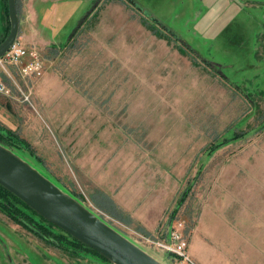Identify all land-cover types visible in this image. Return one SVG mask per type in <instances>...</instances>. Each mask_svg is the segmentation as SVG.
Instances as JSON below:
<instances>
[{"label": "rangeland", "instance_id": "rangeland-1", "mask_svg": "<svg viewBox=\"0 0 264 264\" xmlns=\"http://www.w3.org/2000/svg\"><path fill=\"white\" fill-rule=\"evenodd\" d=\"M233 1L92 0L42 74L0 72L10 149L165 264L176 220L202 264H264V0ZM0 264L114 263L5 194Z\"/></svg>", "mask_w": 264, "mask_h": 264}, {"label": "water", "instance_id": "water-1", "mask_svg": "<svg viewBox=\"0 0 264 264\" xmlns=\"http://www.w3.org/2000/svg\"><path fill=\"white\" fill-rule=\"evenodd\" d=\"M6 2L10 19L9 33L0 41V57L12 47L19 35L20 18L16 0ZM0 186L28 205L50 225L100 252L114 264H165L132 239L114 230L97 213L87 209L81 201L63 191L1 142Z\"/></svg>", "mask_w": 264, "mask_h": 264}, {"label": "crops", "instance_id": "crops-1", "mask_svg": "<svg viewBox=\"0 0 264 264\" xmlns=\"http://www.w3.org/2000/svg\"><path fill=\"white\" fill-rule=\"evenodd\" d=\"M91 1L92 0H16V5L18 7L17 13L20 18L17 40L29 45V47L32 45L37 46L42 54L50 48L60 46L59 44L62 42L59 40L62 30L58 28L59 23L63 22V20L67 23L66 27L69 32L67 36L70 38L79 22L81 23L83 20L89 18L87 13L89 11L88 8L93 3ZM243 3L247 4L248 2L245 1ZM228 5L231 6L230 9L232 12L233 6L238 7V0H234L233 3L229 2ZM253 5L254 4H249L250 7H253ZM222 7L224 8V6ZM223 8L221 9V7H219V9H217V7H215V10H217L214 13L208 11L203 16H212V18H214L212 19L213 22H225V18L229 17L231 14L228 11L230 10L229 8ZM7 9L8 5L6 4V0H0V36L2 37L8 34L9 29L10 19L8 18ZM238 10L239 9L236 8L234 13L239 14ZM7 72L11 75L9 71ZM1 95L0 129L3 127L2 129L5 128L7 131H14L13 126L8 123V118L9 114H15L16 110L12 107V104L7 102L5 97ZM160 214L161 212H158L153 218H146L144 221H147L146 223H148V226L155 227Z\"/></svg>", "mask_w": 264, "mask_h": 264}, {"label": "built area", "instance_id": "built-area-1", "mask_svg": "<svg viewBox=\"0 0 264 264\" xmlns=\"http://www.w3.org/2000/svg\"><path fill=\"white\" fill-rule=\"evenodd\" d=\"M43 56L37 46L14 41L11 48L0 57V72H5L6 65H15L22 76H36L42 74ZM0 94L8 96L9 87L0 78ZM28 99V97H27ZM184 222L176 220L167 232L160 230L156 238L146 236V241L153 244L156 249H161L173 264H202L196 260L188 248V237L183 231Z\"/></svg>", "mask_w": 264, "mask_h": 264}, {"label": "trees", "instance_id": "trees-1", "mask_svg": "<svg viewBox=\"0 0 264 264\" xmlns=\"http://www.w3.org/2000/svg\"><path fill=\"white\" fill-rule=\"evenodd\" d=\"M6 4H7V2H6ZM9 30V29H8ZM8 33H9V31H8ZM4 39V37H2V36H0V41L1 40H3ZM7 134H8V136L9 135H14V133L11 131V130H8L7 131ZM2 140V141H1ZM5 140H3V137H1V135H0V142H2V144H5V146L9 149L10 148V144H9V146H8V144H6L5 142H4ZM8 195V196H12L13 197V199H15V200H17V201H19V202H21L18 198H16L14 195H12L11 193H9L8 192V190L7 189H4L2 186H0V195L3 197V195ZM23 205H25V206H27L28 207V205H26V204H24L23 202H21ZM29 208V207H28ZM30 209V208H29ZM31 210V209H30ZM33 211V210H32ZM34 212V211H33ZM9 213V214H8ZM35 214V213H34ZM7 215H9V217L10 218H13V220L14 221H16L17 223H21L22 225H24L25 227H29L30 228V226H29V224H26V222H23L17 215H15V214H11L9 211L7 212ZM37 215V214H36ZM41 217V216H40ZM42 219H43V217H42ZM44 220V219H43ZM46 221V220H45ZM49 224V223H48ZM40 237L41 238H43V239H45V235H43V234H40ZM46 239H48V238H46ZM74 239V238H73ZM75 241L76 242H78V243H81V244H83L81 241H78V240H76L75 239ZM84 246H86L87 248H88V246L87 245H85V244H83ZM88 249H90V250H94L93 248L91 249V248H88ZM94 251H96V250H94ZM98 252V251H97ZM100 253V252H99ZM101 254V253H100ZM103 257V256H102ZM104 258V257H103Z\"/></svg>", "mask_w": 264, "mask_h": 264}]
</instances>
